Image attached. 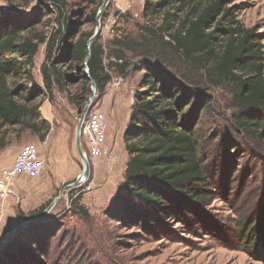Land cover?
Wrapping results in <instances>:
<instances>
[{
    "label": "rangeland",
    "instance_id": "obj_1",
    "mask_svg": "<svg viewBox=\"0 0 264 264\" xmlns=\"http://www.w3.org/2000/svg\"><path fill=\"white\" fill-rule=\"evenodd\" d=\"M102 2L65 0V7L74 11L70 27L93 32L94 12ZM224 4L235 20L260 35L264 56V0H225ZM41 6L49 11L40 10ZM146 7H150L148 0H109L103 11L99 33L92 42L103 50L104 73L110 79L99 94L97 86L90 89L84 61L61 54V41L47 62L49 67L52 63L57 66L65 84L53 83L51 89L47 88L41 66L57 34V14L48 3L37 0H0V37L14 30L20 39L39 42L43 38L29 73L13 72L9 78L19 100L24 102L26 98L21 94L33 93L28 104L38 103L40 115L37 119L29 117L27 124L0 129V138H4L0 168L9 166L28 143L39 146L45 164L42 175L18 176L7 197L0 198V238L15 224L18 210L25 215L39 209L42 212L81 172L75 128L84 109L100 110L106 121L103 153L88 160V177L66 190L43 219L6 242L21 249L22 264H264V129L261 137L253 138L237 128L233 118L238 112L228 88L209 84L166 43L167 35L161 39L158 28L163 21ZM119 42L129 43L122 53ZM18 60H24V56L19 55ZM123 62H127L125 67H121ZM144 66L156 79L165 76L178 84L186 98L184 119L195 134L198 158L206 172V185L199 191L204 198L198 201L171 195L172 211L156 222L153 217L134 222L120 211L125 204L120 197L127 199L129 206L133 204L131 208H142L121 184L127 160L123 134L136 93L144 88ZM86 88L90 91L87 96ZM72 94L83 95L81 105L70 100ZM207 102L210 107L203 110ZM32 121L41 127L44 140L28 126ZM80 142L85 151L81 134ZM54 164L63 165L64 177L59 184ZM80 206L85 212L79 210ZM25 220L22 217L17 224ZM243 224L245 235L240 231Z\"/></svg>",
    "mask_w": 264,
    "mask_h": 264
},
{
    "label": "trees",
    "instance_id": "obj_2",
    "mask_svg": "<svg viewBox=\"0 0 264 264\" xmlns=\"http://www.w3.org/2000/svg\"><path fill=\"white\" fill-rule=\"evenodd\" d=\"M37 1L48 3L58 17L57 34L52 37L46 61L41 66L44 82L49 89L53 83L64 87L65 79L57 71V66L52 63L49 67L47 62L53 56L54 46L61 41V54H71L74 60L83 63L88 52L87 41L93 32H78L70 27V14L74 11L65 7V0ZM172 1L148 0L150 7L145 8L161 17L162 26L158 28L162 33L161 39L167 35L169 40L166 43L179 51L193 69L200 71L209 84L228 88L231 102L238 112L233 118L234 124L246 135L261 137L264 129V56L260 35L253 27L235 20L224 4L225 0ZM98 6L100 3L94 15ZM39 9L49 11L46 6ZM42 40L40 37L39 42ZM39 42L20 39L14 30L0 37V129L20 122L27 124L29 117L37 119L40 115L38 103L28 104L33 93L21 94L26 97L23 102L9 83L13 72L29 73ZM119 43L122 45L121 53L129 47V43ZM19 55L24 56V60H18ZM118 56L122 57V54ZM126 65L127 62H123L121 67ZM87 66L101 94L110 76L104 73L103 50L94 42L90 45ZM143 69H146L142 75L144 88L136 93L123 134L127 160L121 184L126 194L137 199L142 208H131L133 204L129 206V201L120 197L121 203H125L121 204L123 208L120 211L134 222L142 217H153L152 221L156 222L172 211L171 195L198 201L204 198L199 191L206 185V172L198 158L195 134L184 119L186 98L178 90V84H172L165 76L156 79L148 66ZM89 93L86 88L84 94L87 96ZM82 96L72 94L69 97L79 106ZM209 107L210 102H207L203 110ZM28 126L39 134L40 140H44L45 134H40L41 127L35 121ZM3 139L0 138V146L4 145ZM79 210L85 212L81 206ZM39 212L40 209L25 215L18 210L15 224L7 230L16 226L22 217L28 219ZM245 228L243 224L240 230L243 235L246 234ZM20 253L18 246L4 244L0 247V264H22Z\"/></svg>",
    "mask_w": 264,
    "mask_h": 264
},
{
    "label": "built area",
    "instance_id": "obj_3",
    "mask_svg": "<svg viewBox=\"0 0 264 264\" xmlns=\"http://www.w3.org/2000/svg\"><path fill=\"white\" fill-rule=\"evenodd\" d=\"M81 136L85 140V151L88 160H94L103 153L106 140V121L103 112L96 109L87 111L81 124ZM45 169V164L40 156L39 146L28 143L23 145L13 162L0 168V198L4 199L10 192L14 180L20 175L28 177L40 176Z\"/></svg>",
    "mask_w": 264,
    "mask_h": 264
},
{
    "label": "water",
    "instance_id": "obj_4",
    "mask_svg": "<svg viewBox=\"0 0 264 264\" xmlns=\"http://www.w3.org/2000/svg\"><path fill=\"white\" fill-rule=\"evenodd\" d=\"M108 3H109V0H103V2L98 7L97 12H96V26H95V29H94L92 35L89 37V39L87 41L88 52H87V55L84 59V65H85V75H86V78H88V80L90 81V89L92 91L95 88L96 84H95L94 79L88 73L87 63H88L89 58H90V45H91V42L96 38L97 34L99 33L100 18L102 16L103 11L106 9ZM92 96H93V92L91 93V95L89 96L88 99L90 100ZM87 108L88 107H86L84 109L81 116L78 118V122H77V125L75 128V148H76L77 154H78V156L82 162L81 172L77 175V177L75 178L74 181L69 182L63 186L61 192L53 199V201L50 203V205L45 210L36 214L33 217L28 218L24 222L17 224L12 229L5 232L4 235L0 238V247H2L9 240V238H11L13 235H16L23 228L27 227L28 225H30L33 222H36L38 220L43 219L45 217V215L48 213V211L54 206L56 201L62 197V195L65 193L66 190L78 186L83 180H85L88 177L89 171H90V165H89V161H88L86 154L84 153V151L81 148V142H80L81 124H82L83 117L87 111Z\"/></svg>",
    "mask_w": 264,
    "mask_h": 264
},
{
    "label": "crops",
    "instance_id": "obj_5",
    "mask_svg": "<svg viewBox=\"0 0 264 264\" xmlns=\"http://www.w3.org/2000/svg\"><path fill=\"white\" fill-rule=\"evenodd\" d=\"M41 156V155H40ZM15 158V157H14ZM14 160V159H13ZM54 168V171L57 173V176H58V178H59V181H57L56 180V183H61V181L63 180V178L62 177H64L63 175H64V173L62 172V170H63V165H60V164H54V166H53ZM59 172V173H58ZM62 172V173H61ZM42 175V174H41ZM30 178H32V177H30ZM35 178V177H34Z\"/></svg>",
    "mask_w": 264,
    "mask_h": 264
}]
</instances>
